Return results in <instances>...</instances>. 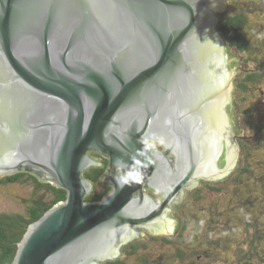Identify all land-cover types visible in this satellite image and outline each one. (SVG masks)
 Returning a JSON list of instances; mask_svg holds the SVG:
<instances>
[{"label":"water","instance_id":"1","mask_svg":"<svg viewBox=\"0 0 264 264\" xmlns=\"http://www.w3.org/2000/svg\"><path fill=\"white\" fill-rule=\"evenodd\" d=\"M226 7L0 0V176L26 171L66 191L28 224L10 264L117 259L143 230L172 231L167 206L185 188L230 173L239 148L223 108L237 65L215 29ZM164 112L172 137L161 153L143 139ZM43 128L41 144L30 139ZM89 151L108 158L111 188L100 201L86 200L93 184L83 172L96 164ZM118 169L135 179L121 187Z\"/></svg>","mask_w":264,"mask_h":264},{"label":"rangeland","instance_id":"2","mask_svg":"<svg viewBox=\"0 0 264 264\" xmlns=\"http://www.w3.org/2000/svg\"><path fill=\"white\" fill-rule=\"evenodd\" d=\"M260 6L254 10L257 11L255 14H249L248 20L253 28L254 38L258 39L260 45L264 47L262 43L264 41V7H262V11H259ZM217 24L215 25L216 30ZM223 44L225 45L224 41ZM229 50L236 59V65L238 66L241 62L240 55L232 49ZM236 73L235 70L231 78L232 88L229 100L226 101L223 111L226 113L229 129L236 135L235 138L239 148V138H244L246 134L253 136V139L258 136L256 131L248 130L241 110L252 108L254 111L252 120L254 122L264 120V81L249 85V91L240 94L234 85ZM258 143L259 141L253 145L251 141L252 155H249L248 162L252 168L251 172L255 176L264 175V135ZM240 163H242L241 158L238 164ZM234 167L230 173L234 170L236 174L238 171H235ZM232 177L231 175L226 180L223 178L215 180L217 181L215 184L223 185L222 189L214 193L206 192L208 196L203 193L202 199H198L190 208L188 207L187 210L190 214H194V210H198V208L202 209L195 213V215L198 214L197 219L189 216L190 219L186 222L180 240H171V243L161 242L162 239L147 240L146 244L143 243L144 246H139L134 253L123 256L124 263L144 264L147 260L150 264L156 260L168 264H264V226L259 225L262 231V241L255 240L253 230L250 227L244 232V226L246 225L244 221L249 220L245 219L248 205L250 207L251 202L256 200L257 197H261L263 200L264 182L254 179L255 182L261 184L260 192L251 193L248 191L244 194V197H240L233 193L236 185H234ZM32 196L33 188L29 181L0 184V213H25L26 200ZM206 204L217 206L220 212L215 214L214 223H211L210 220L206 222V219L210 218V214L207 213L205 208ZM258 209H254L255 214H259ZM261 214L260 219L264 220V213ZM241 219L245 220L241 222ZM251 244L257 247L254 253L251 252L252 250L249 247ZM261 254L262 260L258 256Z\"/></svg>","mask_w":264,"mask_h":264},{"label":"trees","instance_id":"3","mask_svg":"<svg viewBox=\"0 0 264 264\" xmlns=\"http://www.w3.org/2000/svg\"><path fill=\"white\" fill-rule=\"evenodd\" d=\"M226 9L218 13V24L217 31L223 38L225 46L228 49L236 51L240 57L241 62L237 66V73L234 79V85L240 94H245L249 91V85L254 83L258 84L264 81V47L260 45L258 39L254 38L252 34L253 28L248 20L249 14H255L257 7L260 5V10L264 7V0H225ZM263 4H260V3ZM264 44V41L262 42ZM243 99V98H242ZM242 117L245 124L248 126V130H253L258 133L253 139V136L246 134L244 138H239V159L241 158L242 163L234 167V170L228 175H232L234 179V185H236V195L244 197L246 192H260L261 184L255 182H264V175L255 176L253 175L251 165L249 162V155L251 154L252 146L251 141L257 143L264 135V120L254 122L253 115L254 111L252 108H243ZM252 139V140H250ZM258 143V144H259ZM245 155V156H244ZM103 169L95 168L90 171V174H94L92 179H96L97 186L99 189H95L91 192L86 200L100 201L101 198L109 190V186L100 183L98 179ZM258 175V174H257ZM86 176V175H85ZM90 176V175H88ZM228 176L226 179H228ZM256 179V180H254ZM21 181H29L33 188V196L27 201L25 213H0V264H10L16 252L17 242L21 239L29 223L39 218L43 212L52 207L53 205L62 202L66 198V191L62 188L56 187L54 184L41 181L36 176L26 172L18 171L11 174H5L0 176V184L17 183ZM204 183L210 185L215 190H221V187H216L214 183L204 180ZM246 197V196H245ZM263 200L261 197H257L256 200L251 202V206L247 209L245 219H249L245 222L244 232L250 229L253 230V235L256 241H262L261 226H264V220L260 219L261 213H264ZM258 209L259 214H255L254 209ZM244 211V210H243ZM211 223L215 222L213 217L210 220ZM233 229V228H232ZM208 242V241H207ZM129 246V245H128ZM262 246V243H261ZM251 252H256L257 247L252 244L249 246ZM130 251L123 249L121 257L117 259L104 262L103 264H125L123 256H128ZM256 256V255H255ZM260 260L263 259L262 254L258 255ZM144 261V259H142ZM149 264L145 260L144 264ZM151 264H168L160 261H153Z\"/></svg>","mask_w":264,"mask_h":264},{"label":"flooded vegetation","instance_id":"4","mask_svg":"<svg viewBox=\"0 0 264 264\" xmlns=\"http://www.w3.org/2000/svg\"><path fill=\"white\" fill-rule=\"evenodd\" d=\"M47 113L45 111H41L39 117L45 116ZM54 114L56 115V112H54ZM136 113L131 112L127 115L128 121H130ZM165 112L163 114V116H161V118L159 120H161V122L159 123V125L161 124V127H159L156 131H154L153 133L148 135V138H144L143 141L144 143L149 147L152 148L154 150L160 151L161 153H165V147L163 145V143L161 141H169L171 140L172 135L170 134V127H169V121H166L165 119ZM115 125L117 126L118 123H115ZM46 133H45V129H41L39 132H37V134H35V136L30 137V139H36V142L41 144V142L43 141V138L45 137ZM240 147V146H239ZM93 159H95L96 164L92 165L91 167L87 168L84 172H83V177H85L86 179L90 180L93 184V187L90 191L93 192L95 189H99L100 187L97 186V181L96 179H92V176L94 174H90V171L94 170L95 168L98 169H103L101 175L99 176V180L100 183L102 184V186L107 185L109 186V189L111 188L110 184L107 183V176H106V169H107V164H108V158L96 151H89L88 153ZM168 157H172L171 153L167 154ZM239 159V156H238ZM237 159V161H238ZM167 164L169 165V167L175 171V165H176V161L174 158L170 159L169 161L167 160ZM219 165V164H216ZM222 167V166H221ZM29 173V172H28ZM31 174V173H30ZM117 174L121 175V176H126L127 172L124 170H117ZM86 175V176H85ZM90 175V176H88ZM228 176V175H227ZM226 176V177H227ZM225 177V176H224ZM222 177L224 180H226V177L224 178ZM219 178V179H222ZM234 179V177H232V180ZM217 180V179H216ZM209 181V180H207ZM214 183V185L216 187H223V185H217L215 184L217 181H209ZM219 182V181H218ZM222 189V188H221ZM109 191V190H108ZM107 191V192H108ZM216 191H220V190H215L213 188L210 187L209 184L204 183V179H199L197 181V183L189 188H185L183 190L182 195L179 197V199L176 202L170 203L167 207H168V212H167V216L174 221V226L173 229L170 233H165V232H160V233H152L150 231L147 230H143L142 234L135 240H133L132 242L124 245L122 247V253H123V249L125 248V250L130 251L131 253H134L136 251V249H138L139 246H144L143 243L146 244L147 240H157V239H162L160 240L161 242H166V243H171V240H180L181 239V233L184 231V227L186 225V222L190 219V217H193L195 219L198 218V214L195 215V213H198V210L202 209V208H198V210H194L195 213L194 214H190L188 207L190 208L191 205H193L194 202H197L198 199H202V194H206L208 196V194L206 192L209 193H214ZM106 192V193H107ZM144 192L150 197L152 198L156 203H160L163 201L164 197L163 194L150 188V187H146L144 189ZM89 193V194H90ZM88 194V195H89ZM87 195V196H88ZM86 196V197H87ZM206 211L208 214H210V218L206 219L208 222L209 220H211L213 217H215V214L220 213L219 210L217 209V206H209L208 204H206ZM167 235V236H166ZM145 241V242H144ZM129 245V246H128ZM190 247V246H188ZM151 264V263H150Z\"/></svg>","mask_w":264,"mask_h":264},{"label":"clouds","instance_id":"5","mask_svg":"<svg viewBox=\"0 0 264 264\" xmlns=\"http://www.w3.org/2000/svg\"><path fill=\"white\" fill-rule=\"evenodd\" d=\"M129 179H135L131 172L128 175L121 177L120 181L118 182L120 183V186L123 187L125 184L128 183Z\"/></svg>","mask_w":264,"mask_h":264}]
</instances>
